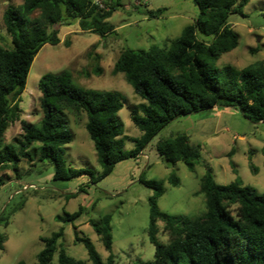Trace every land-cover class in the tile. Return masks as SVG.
Listing matches in <instances>:
<instances>
[{"label":"trees","instance_id":"1","mask_svg":"<svg viewBox=\"0 0 264 264\" xmlns=\"http://www.w3.org/2000/svg\"><path fill=\"white\" fill-rule=\"evenodd\" d=\"M247 1L193 0L197 15L179 36L169 41L168 47L152 43L147 49H121L112 72L123 73L125 81L142 100L129 110L131 121L142 131L129 151L123 149L125 136L117 116L122 102L118 93L85 88L68 70L40 76L39 120L36 123L21 120L23 132L16 140L17 145L5 143L6 129L20 119L21 93L33 58L45 43L60 41L54 26L77 20L83 30L101 36L113 33L114 28L107 19L120 3L113 0L112 5H107L104 0L105 7L100 8L92 0H23L17 6H8L3 12V21L12 47L0 45V167L9 165L16 170L22 157L31 159L37 152L40 161L53 165L52 180H68L88 172L68 166L64 157V146L73 139L67 125L66 111L69 110L86 114L85 128L93 142L101 175L108 174L117 161L136 155L179 115L210 110L214 106L232 107L249 121L264 126V62L255 61L242 68L230 64L216 66L220 55L238 44V34L228 16L242 13ZM95 71H101V67L96 65ZM33 143L38 145L29 151ZM156 151L167 164L182 161L189 170L201 161L199 146L192 145L185 134L161 140ZM202 164L205 171L199 190L204 195L206 210L193 218L162 211L157 198L164 192L163 182L139 178L152 190L148 198L147 235L154 253L152 259L137 264H264V193L245 185L239 176L228 184H219L212 168L206 162ZM249 167L256 172L250 161ZM4 182L0 176V186ZM168 182L177 185L179 178L171 172ZM3 211L0 210V225L7 224ZM79 214L78 211L65 213L57 219L72 221ZM110 219L105 214L99 221L90 220L94 232L109 251ZM158 221L168 233L167 243L158 239ZM61 234L60 228L49 237H42L44 245L31 264H53L56 251L55 264H85L69 256L62 247L56 250ZM74 240L82 243L90 264H118L111 252L102 259L88 236H79L74 231ZM3 241L4 235L0 232V249ZM16 264L27 263L19 260Z\"/></svg>","mask_w":264,"mask_h":264},{"label":"rangeland","instance_id":"2","mask_svg":"<svg viewBox=\"0 0 264 264\" xmlns=\"http://www.w3.org/2000/svg\"><path fill=\"white\" fill-rule=\"evenodd\" d=\"M23 0H0V45L11 48V38L6 31L3 12L8 6H17ZM112 5L113 0H105ZM238 2L239 0H235ZM108 23L113 33L101 36L83 30L77 20L58 23L60 41L45 43L30 65L25 88L21 93L20 119L11 123L4 133L6 144H16L23 132L21 120L36 123L40 118L37 84L46 72L68 70L75 81L89 89L111 90L118 93L122 107L117 116L122 124L124 151L134 148L133 140L140 138L142 131L129 117L130 107L142 102L123 73H113L114 61L121 49H147L152 43L164 46V37H177L198 13L193 0H119ZM149 12L153 15L149 16ZM36 14V13H35ZM33 14V15H35ZM228 21L238 34L235 48L220 55L217 67L230 64L242 68L255 61L264 62V0H248L242 13H231ZM249 49H255L250 52ZM96 65L101 71H95ZM183 114L171 120L155 134L140 151L117 161L112 170L101 175L93 142L85 128L86 114L83 111H66L67 125L73 134L71 142L64 146L67 165L85 169L68 180H52L53 165L40 161L38 153L32 158L22 157L16 170L7 165L0 167L4 184L0 186V210L7 217V224L0 225L4 235L0 249V264H16L24 260L31 264L42 249V237L62 229L57 249L64 248L74 259L90 264L82 243L74 240V231L79 236H88L102 259L109 252L118 264H137L153 258L154 246L149 241L148 198L152 190L139 178L161 180L164 192L157 198L159 208L172 215L193 218L206 210L205 198L199 190L204 173L203 162L213 171L219 184H228L239 176L245 185L253 186L264 193V126L251 122L232 107H219ZM185 134L192 145L200 148L201 161L189 170L182 161L167 164L157 153L156 145L163 139ZM33 143L28 149L37 146ZM250 159V160H249ZM249 161L256 167L253 172ZM233 163V170L231 163ZM171 172L179 178L177 185L168 182ZM78 211L72 221H61L57 216ZM110 215L112 233L111 250H106L100 237L94 232L90 220L99 221ZM158 239L169 241L161 221ZM55 252L52 263H56Z\"/></svg>","mask_w":264,"mask_h":264},{"label":"crops","instance_id":"3","mask_svg":"<svg viewBox=\"0 0 264 264\" xmlns=\"http://www.w3.org/2000/svg\"><path fill=\"white\" fill-rule=\"evenodd\" d=\"M192 20H193V19H192ZM191 22H192V21H191ZM173 38H175V37H170L169 35H166V36L164 37V41H165L164 46H165V47H168V45H169V41H170L171 39H173ZM155 44H156V43H155ZM157 45H158V44H157ZM159 46H161V45H159ZM217 108H218V107L214 106L212 109L218 111ZM231 171L233 172L232 169H231ZM214 179H215V178H214Z\"/></svg>","mask_w":264,"mask_h":264},{"label":"built area","instance_id":"4","mask_svg":"<svg viewBox=\"0 0 264 264\" xmlns=\"http://www.w3.org/2000/svg\"><path fill=\"white\" fill-rule=\"evenodd\" d=\"M95 4H97L100 8L105 7L104 0H92Z\"/></svg>","mask_w":264,"mask_h":264}]
</instances>
